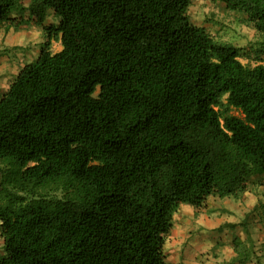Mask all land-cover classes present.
<instances>
[{
  "label": "trees",
  "instance_id": "obj_1",
  "mask_svg": "<svg viewBox=\"0 0 264 264\" xmlns=\"http://www.w3.org/2000/svg\"><path fill=\"white\" fill-rule=\"evenodd\" d=\"M23 1L0 32L47 40L0 97V264H171L182 204L264 175V43L243 64L193 0H30L13 25ZM216 1L264 34V0Z\"/></svg>",
  "mask_w": 264,
  "mask_h": 264
},
{
  "label": "rangeland",
  "instance_id": "obj_2",
  "mask_svg": "<svg viewBox=\"0 0 264 264\" xmlns=\"http://www.w3.org/2000/svg\"><path fill=\"white\" fill-rule=\"evenodd\" d=\"M29 1L21 2L11 10L9 17L14 19L13 25L23 17L28 18L26 8ZM188 14L194 25L204 27L215 40L241 48L245 53L240 59L243 64L255 66L259 63L258 54L264 43V34L255 28L245 13L229 10L216 0H193ZM58 22L50 12L45 24ZM20 28L26 30L24 36L30 38L24 40L17 50L11 47V42L0 40V75L6 78L15 79L18 74L15 70L20 71L21 67L35 61L47 40V33L42 27L31 24ZM14 36L8 40L17 39ZM60 47V43L53 42V51H58ZM4 167L0 162V168ZM1 175L0 169V178ZM51 195L61 197L62 193L57 191ZM263 204L264 175L256 173L249 177L245 188L238 191L236 197L211 195L198 209L182 204L174 214L173 232L164 246L167 261L171 262L176 251L181 255L186 247L191 249L190 253L197 264H264ZM208 221L217 226L212 227ZM174 239H179L182 244L175 248ZM2 244L0 237V256L3 254ZM232 250L233 257H227ZM184 258L187 257H181L178 264H183Z\"/></svg>",
  "mask_w": 264,
  "mask_h": 264
},
{
  "label": "crops",
  "instance_id": "obj_3",
  "mask_svg": "<svg viewBox=\"0 0 264 264\" xmlns=\"http://www.w3.org/2000/svg\"><path fill=\"white\" fill-rule=\"evenodd\" d=\"M25 31L26 30L15 31L14 27L10 26L7 31L2 30L0 32V40H2V42H4V43H6L7 41L11 42L10 43L11 47L13 49L17 50L18 47L22 44V42L24 40H27V39L30 38L28 36H24V34H26V32H27V31L26 32ZM14 35L17 36V39H16V37ZM11 36H14L15 38H12L11 40H8ZM60 46H61V44H60ZM61 49H62V46L60 47V49L58 51H60ZM58 51H53V52L55 53V52H58ZM15 72H18V74H19V69L15 70ZM17 75H16V77H17ZM13 81H14V79H12V78H6V77L0 75V97L9 89V86L11 85V83ZM209 201H211V199H209ZM208 224H211L212 227L217 226L216 223L211 222V221H208ZM174 240H176V239H174ZM178 244H182L181 242H179V239L176 240L175 243H174L175 248H176V246H178ZM176 252L177 253L173 254V256L171 258V262H170L171 264H178L179 263V259L181 257H183V256L187 257V258H184L183 264H197L195 262V258H192V253H190L191 249L185 247L184 251L181 252V255L178 254L179 253L178 251H176ZM178 255H180V256L178 257ZM233 255H234V250L230 251L228 253L227 257L232 258Z\"/></svg>",
  "mask_w": 264,
  "mask_h": 264
}]
</instances>
